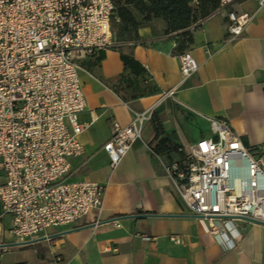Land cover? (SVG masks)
I'll list each match as a JSON object with an SVG mask.
<instances>
[{"label": "built area", "instance_id": "2783aa9c", "mask_svg": "<svg viewBox=\"0 0 264 264\" xmlns=\"http://www.w3.org/2000/svg\"><path fill=\"white\" fill-rule=\"evenodd\" d=\"M234 1L220 0L216 11ZM254 1L253 12L227 13L231 41L264 10V0ZM116 9L114 0H0V220H10L12 243L51 241L104 208L110 187L72 175L85 152L83 63L124 45L112 30ZM179 60L182 80L165 96L173 97L199 69L188 51ZM154 111L135 113L127 126L113 122L103 146L113 170L142 139ZM207 120L211 134L183 146L184 159L166 171L190 213L229 244L241 236L237 222L264 226V159L227 120ZM170 240L184 244L174 235ZM8 249L0 244V251Z\"/></svg>", "mask_w": 264, "mask_h": 264}, {"label": "crops", "instance_id": "0c3cea01", "mask_svg": "<svg viewBox=\"0 0 264 264\" xmlns=\"http://www.w3.org/2000/svg\"><path fill=\"white\" fill-rule=\"evenodd\" d=\"M257 7L254 0H235L194 31L188 52L199 69L173 97L164 94L180 84L181 64L174 53L176 35L166 34L163 19L143 23L138 45L107 50L102 59L98 54L83 63L87 107L79 123L86 126L80 137L85 152L74 161L72 178L110 190L101 213L43 241L50 251L26 264H264L262 224L237 222L241 236L226 244L211 233L206 220L186 208L166 171L178 156L153 151L157 141L152 122L116 169L103 150L114 121L127 126L135 113L155 108L164 137L175 143L188 147L198 136L211 134L207 118L224 119L243 144L264 159V10L237 40L231 41L227 34L229 11L253 12ZM135 15L143 22L141 15ZM122 52L146 68L153 93L128 102L116 93L111 82L125 73ZM0 177L1 184V173ZM9 228V219L0 220V244H14ZM173 235L184 244L171 241Z\"/></svg>", "mask_w": 264, "mask_h": 264}, {"label": "trees", "instance_id": "16d2710c", "mask_svg": "<svg viewBox=\"0 0 264 264\" xmlns=\"http://www.w3.org/2000/svg\"><path fill=\"white\" fill-rule=\"evenodd\" d=\"M116 4V17L113 18L112 30L118 42L126 45L129 42L139 44V29L144 22L152 19H163L167 23L166 34L176 35L177 45L174 49L176 55L188 51L194 43V31L202 26L200 21L211 16L219 7L220 0H114ZM135 13L143 18L140 22ZM114 27L117 28L115 34ZM123 45V46H124ZM116 48L122 50V47ZM103 52L98 60L102 59ZM92 58H96L97 55ZM122 61L125 73L120 78L111 82L116 93L126 102L145 97L154 92L147 76V70L132 54L122 52ZM152 125L156 134V145L153 151L162 156L184 159V153L180 151L183 145L173 142L166 134L163 123L153 112Z\"/></svg>", "mask_w": 264, "mask_h": 264}, {"label": "rangeland", "instance_id": "374dc122", "mask_svg": "<svg viewBox=\"0 0 264 264\" xmlns=\"http://www.w3.org/2000/svg\"><path fill=\"white\" fill-rule=\"evenodd\" d=\"M114 28L115 34L118 37V34L116 32L117 28ZM199 139L201 138L198 136L195 141H198ZM50 248L51 247L47 242H42L27 246H12L9 247V249L6 251H0V254L3 256V264H26L34 263L38 259L40 252H44V254H47V252L50 251Z\"/></svg>", "mask_w": 264, "mask_h": 264}, {"label": "water", "instance_id": "95a60500", "mask_svg": "<svg viewBox=\"0 0 264 264\" xmlns=\"http://www.w3.org/2000/svg\"><path fill=\"white\" fill-rule=\"evenodd\" d=\"M129 217H139V216H129ZM110 221V220H109ZM109 221H106V222H103V223H107ZM64 234V233H63ZM12 246H21V244H17V243H14V244H10L9 247H12Z\"/></svg>", "mask_w": 264, "mask_h": 264}]
</instances>
